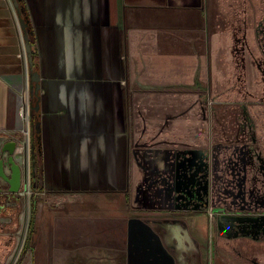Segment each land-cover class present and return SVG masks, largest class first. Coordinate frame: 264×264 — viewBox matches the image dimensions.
I'll return each instance as SVG.
<instances>
[{"label":"crops","instance_id":"0c3cea01","mask_svg":"<svg viewBox=\"0 0 264 264\" xmlns=\"http://www.w3.org/2000/svg\"><path fill=\"white\" fill-rule=\"evenodd\" d=\"M23 1L39 59L42 152L15 264H200L197 241L209 222L185 211L177 192L152 191L160 181L182 183L181 160L147 159L146 148L132 159L131 144L151 137L153 149L168 151L192 105L209 102L219 58L229 88L236 71L264 67V0ZM218 19H240L245 31ZM24 55L16 9L0 0V146L30 129ZM229 118L230 135L232 125L235 138L243 135L245 115ZM24 146L16 140V151ZM253 150L257 179L246 183L264 200L263 149ZM161 167L173 168L172 177ZM230 216L226 242L248 234L247 219ZM257 228L263 233L264 223Z\"/></svg>","mask_w":264,"mask_h":264},{"label":"rangeland","instance_id":"374dc122","mask_svg":"<svg viewBox=\"0 0 264 264\" xmlns=\"http://www.w3.org/2000/svg\"><path fill=\"white\" fill-rule=\"evenodd\" d=\"M218 20L224 22L222 21L224 19ZM234 20L225 19L223 25L226 26L227 24L230 27ZM239 30L242 31L243 29ZM250 30L252 29L248 28V31ZM219 63L221 71L218 74L220 76L217 74L216 85L214 89H210L209 102L201 100L199 104L192 105L191 118H185L184 124L179 121L178 128L183 126L182 134H178L176 137H168L165 144L168 151L153 149L157 146L153 138L139 136L131 144V158L133 159L137 153L139 154V150L146 148L141 155L146 154L147 159L150 158L149 155L155 157L161 154L166 155L169 160L176 158L181 160L183 166L182 183L178 185L176 183L165 184L160 181L158 184H152V191H160V194L169 191L177 192L178 195L182 196L185 211L202 209L203 212L208 211L211 215L209 227L207 226L209 230L199 232L201 240L197 241V258L200 264H264V236L259 237L264 235V232L262 233V231H258V228L253 227L255 220H258L256 222L259 224L258 226L264 223L260 220L264 218V200L253 197L255 184L252 183L250 186L249 183H246L247 177H254L256 172L254 167L256 166L255 154L257 151L249 152V148L263 149L260 154L264 155V103L260 102L264 101V77H261L255 66L252 68V65H249L246 70L236 71L237 80L235 83L232 82L229 88L225 86L224 76L222 78V58H219ZM29 104L30 102L27 101V112ZM34 112L29 108L30 129L33 128ZM239 113L245 115V121L242 125L245 130L243 135L242 133L240 135L238 129L239 134L235 138L233 125L230 135L229 117L230 115H239ZM248 113L254 120L252 118L247 120ZM26 116L28 117V115ZM29 130L27 132L21 131V133L12 136L17 141L22 142L24 140L27 151L29 143L26 140L29 137V142L33 141V136L29 135ZM147 148H152V150L149 151ZM15 152L17 153L16 157L19 156L20 150ZM6 154L5 151L2 153L4 157ZM241 157H243L244 167L239 162ZM29 163L27 157L26 180L24 182L27 191L21 189V192L16 194L12 192L0 193V205L5 207V209L0 208V264H15V260L21 252V245L24 240L22 215L27 208L26 197L30 192L31 181ZM157 170L172 177L173 168L161 167ZM242 170L243 176L241 178L240 171L242 172ZM160 174V172L156 173L154 178ZM162 178H164L163 175ZM0 182L3 183V180L0 179ZM240 192H244L246 197L244 200L239 199L238 193ZM13 194H15L16 199L9 198L7 200V196ZM221 207L227 209L231 207L232 218L236 215H242L247 220L252 219L251 223H247V221L242 223L249 226L248 231H246L247 236L225 241L227 237L224 233L223 217L225 212L213 210V208ZM203 220L207 223L206 217ZM185 224H187L186 219ZM211 235L214 238V246L211 243Z\"/></svg>","mask_w":264,"mask_h":264},{"label":"water","instance_id":"95a60500","mask_svg":"<svg viewBox=\"0 0 264 264\" xmlns=\"http://www.w3.org/2000/svg\"><path fill=\"white\" fill-rule=\"evenodd\" d=\"M13 3V6L16 9L17 15H18V20H19V25L22 29L23 33V43H24V58H25V63L27 66L28 70V83H29V108L34 110V121H33V128L30 129V134L33 136V141L28 142L29 143V148L27 151L26 147V142L25 146L23 149L19 152V158L20 160H16V140H9L6 142L8 143L9 146L6 145L1 147V151H5L7 154H9V157L6 158L3 155L0 157V179L6 180L9 183H11V186L9 188V191L12 193H16L19 191V189L22 186H25V180H26V163H27V157L30 160L33 159V154L35 152L34 149V141H41V121L39 118V112H40V90H41V75L40 71L38 68H35L33 65V57H32V47H31V42H30V35L33 33V29L29 28V20L27 17L22 15L21 9L22 5L20 4L21 0H11ZM240 19H235L232 21L230 24L231 27H233V32L237 31L239 29H243L242 31H245L244 24H240L239 22ZM228 22H231V20H228ZM238 22V23H236ZM256 23L255 21H253ZM251 25V24H250ZM256 24L250 26L249 28H253L255 30ZM258 26V25H257ZM261 26V24H259ZM240 31V30H239ZM245 60V59H243ZM245 66V65H244ZM252 68L254 67L253 65L251 66ZM247 66L244 67V70H246ZM255 69V68H254ZM257 72L260 73L261 77H264V67H261L257 64L256 66ZM264 82V78H263ZM1 137V136H0ZM6 154V156H7ZM32 172V177H35V170L34 167L31 168ZM201 211V209H198ZM207 210V209H205ZM213 210H220L222 212H225V208H213ZM202 219L207 218V225L208 222L210 223V214L208 211H201ZM225 217H223V220ZM226 221V220H224ZM247 223H251L252 220H246ZM256 221V220H255ZM221 223V221H220ZM219 224V223H218ZM253 224V223H252ZM257 227L258 224H256L253 227Z\"/></svg>","mask_w":264,"mask_h":264},{"label":"trees","instance_id":"16d2710c","mask_svg":"<svg viewBox=\"0 0 264 264\" xmlns=\"http://www.w3.org/2000/svg\"><path fill=\"white\" fill-rule=\"evenodd\" d=\"M20 4L22 5V9H21V12H22V15L27 17V19L29 20V28L30 29H33V26H32V22H31V19L29 18V13H28V10H27V7L24 3L23 0L20 1ZM30 42H31V47H32V57H33V65L35 68H38V65H39V59H38V55H37V51H36V45H35V42H34V39H33V33L30 35ZM34 149H35V152L33 154V159H31V167H34V170H35V174L37 173L36 171V166H37V161H38V158L40 157V154H41V150H42V143L41 141H34ZM32 182H33V185H35V182H36V176L35 177H32ZM34 212H35V208H34V205L32 204V219H31V225H32V220L34 218ZM32 227V226H30Z\"/></svg>","mask_w":264,"mask_h":264},{"label":"flooded vegetation","instance_id":"af4514ba","mask_svg":"<svg viewBox=\"0 0 264 264\" xmlns=\"http://www.w3.org/2000/svg\"><path fill=\"white\" fill-rule=\"evenodd\" d=\"M6 145L7 146H9V144L7 143L6 144V142L4 143V145H1L0 146V157L2 156V153H3V151H1V147H3V146H5L6 147ZM9 157V154H7V156H6V158H8ZM21 158H19L18 156L16 157V160H20ZM29 172L31 173V179H32V172H31V160H30V156H29ZM244 167V166H243ZM235 168H237V166H235ZM240 174H242L241 175V178H242V176H243V170H242V172L240 171ZM257 177V174L255 173V176H254V179L253 180H255V179H257L256 178ZM10 186H11V183H9L8 181H4L3 180V183H1L0 182V193L1 192H4V193H11L10 191H9V188H10ZM250 186H251V184H250ZM256 188H257V185H256ZM254 189H255V187H254ZM254 191V190H253ZM255 193H254V195H253V197H256V198H259L258 197V195H256L257 193H256V191H254ZM239 195H240V197H242V195H244V192L243 193H238ZM243 200V199H242ZM231 207H229V209H227V208H225V213H228V214H230L231 213ZM201 211H203L202 209H201ZM230 218H231V216H230ZM249 220H252V219H249ZM230 221V223H233V220L231 219V220H229ZM247 228V230L249 229V226H246ZM255 229L257 228L256 226L254 227ZM212 235H213V233H212ZM211 235V238H212V240H211V243H212V241L214 240L213 239V236ZM214 242V241H213Z\"/></svg>","mask_w":264,"mask_h":264},{"label":"built area","instance_id":"2783aa9c","mask_svg":"<svg viewBox=\"0 0 264 264\" xmlns=\"http://www.w3.org/2000/svg\"><path fill=\"white\" fill-rule=\"evenodd\" d=\"M19 112H20L21 116H25V109H24V106H21Z\"/></svg>","mask_w":264,"mask_h":264}]
</instances>
